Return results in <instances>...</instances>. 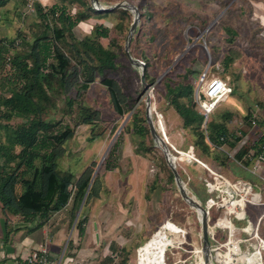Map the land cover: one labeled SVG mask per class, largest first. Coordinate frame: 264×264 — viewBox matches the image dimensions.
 Returning a JSON list of instances; mask_svg holds the SVG:
<instances>
[{
    "label": "rangeland",
    "instance_id": "rangeland-1",
    "mask_svg": "<svg viewBox=\"0 0 264 264\" xmlns=\"http://www.w3.org/2000/svg\"><path fill=\"white\" fill-rule=\"evenodd\" d=\"M22 1L10 0L0 5V39L5 38L9 41L16 39L15 48L11 49L9 55L12 58L17 53H23L25 47L21 43L22 39L17 38L19 34L29 36L30 41H33L31 31H42L41 20L37 17L36 11L33 7H23ZM84 1L86 5L72 4V0H67L64 5L69 11H75L76 7L77 13L79 9L88 7L101 11L95 6L108 8L122 2L139 8L141 19L130 45V53L145 63V76L146 64L151 61L148 67L151 78L146 79L149 87L145 89L141 80V65H133L125 50L135 18V13L131 9L115 8L111 12L104 11L109 12L105 15L93 14L79 23L73 34L67 35L71 41L89 34L93 24L108 26L111 29V36L102 37L100 40L105 47H113L119 55L118 69L110 72L108 77H115L130 101H135L131 110L123 115L118 114L112 105L107 87L100 82L102 77H98L85 92L82 100L84 104L100 110V121L75 126L78 103L69 108L62 96L56 101V106H52L45 115L46 120L69 123L75 129L74 136L65 144L68 153L61 159V170H70L79 176L86 167L93 164V175L104 177V188L99 196L83 205L81 210L79 207L76 212L70 208L68 212L65 211L69 221L68 232L74 228L79 233L76 225L81 216H87V223L94 217L92 213H95L96 222L101 224L107 222L106 225H109L111 230L107 229L109 239L117 238L123 245L126 244L124 246L127 252H123L118 243H111L109 248L107 243L100 244L98 250L88 246L82 254L86 264H99L113 251L117 253L115 257L117 262L126 258L127 264H137V248L140 244L136 242L133 230L127 229L126 226L130 224L129 228H135L141 222L145 226L147 222H155L150 237L147 238L149 236L147 234L141 240L147 242L165 222L171 221L187 228L188 235L187 243L180 245L175 242L170 247L167 252L168 264L174 262L201 264L200 254L193 250L202 248V211L198 208L196 210L182 196L175 175L172 176L173 171L163 147H160L150 132L147 98L150 99L151 115L157 129V117L163 114L166 134L177 148L191 151L211 167L229 176H232V170L239 178L254 179L253 175L239 165L235 154L242 143L244 144L248 137H252L250 133L258 128H264V0H98L95 6L93 0ZM40 2L46 7L60 4V0ZM115 39L116 44L113 43ZM226 56L229 58V66L224 63ZM210 69L211 74L219 75L228 81L234 87V92L208 120L204 119L201 130L207 133L205 128L208 122L217 119L219 122L226 121L232 133L239 136L243 133V138L235 146H231L230 143L223 144V150H217L209 145L207 153L211 156L209 159L202 147L196 145L197 132L193 128L184 127L183 117L178 113L175 101L166 95V88L162 87V82L164 83L169 75L179 80L189 71H192V74L188 80L195 82L204 71ZM10 70V64L2 67L0 63V81L7 78ZM10 94L9 85L4 80L0 83V96ZM6 108L5 106L0 110V124L7 123L17 127L24 121L19 117L9 119ZM136 110L139 112L138 119L149 129L145 136L135 132L133 114ZM227 112L232 113L229 119L224 117ZM253 114L259 119L253 125L254 129H251L250 118ZM246 130L247 133L244 134ZM1 134L4 138L5 132L1 131ZM233 138L231 136L230 140ZM206 140L209 141L208 138ZM116 143L119 145L114 154L117 159L116 168L107 170L105 165L111 158V150ZM124 156L128 159H124ZM138 159L144 162L143 173H139L138 180L133 181L136 183L132 185L130 166L137 165ZM181 159L183 158H178L179 161L173 160L183 182L187 184L189 194L205 206L208 194L201 178L206 175V171L196 162L190 163ZM242 162L246 164L243 160ZM260 168L259 173L262 172ZM250 213L256 214L254 211ZM220 214L212 212L209 222L213 224ZM239 222L238 226L245 225L244 221ZM218 224L230 226L225 219L220 220ZM263 224L261 232L264 235ZM166 229H169L168 225L160 229V232ZM236 235L246 237L242 231H238ZM70 238L71 236L65 242L66 245L69 244ZM64 245L58 247L61 253L62 251L66 253V249L62 250ZM49 246L57 249L52 243ZM78 247H81V244L75 243L69 250L75 254L74 251ZM104 252H107L106 257ZM182 260L186 262L183 263Z\"/></svg>",
    "mask_w": 264,
    "mask_h": 264
},
{
    "label": "trees",
    "instance_id": "trees-1",
    "mask_svg": "<svg viewBox=\"0 0 264 264\" xmlns=\"http://www.w3.org/2000/svg\"><path fill=\"white\" fill-rule=\"evenodd\" d=\"M8 1L10 0H0V5ZM29 1L23 0V7L29 8ZM40 1L33 0V7L41 20L42 31H31L33 41L23 34L17 36L25 46L23 53L9 57L11 49L15 48L16 39H0L1 66L5 67L8 63L11 67L7 78L4 79L11 94L0 96V110L6 106L9 119H24L17 127L7 123L0 124V200L5 207L25 218L41 215L44 224L47 221L44 219L68 205L70 210L76 212L84 197L86 205L91 199L99 196L104 188V177L93 175V164L86 167L79 176L70 170H61V159L68 153L65 144L74 136L75 129L69 123L46 120L48 110L52 106L55 107L56 101L62 96L69 108L78 103L75 126L100 121V110L84 104L82 100L85 92L98 77H102L100 82L107 87L112 105L118 114L123 115L131 110L135 101H130L115 77H108L110 72L118 69L119 56L113 47H105L100 40L102 37L111 36L108 26L93 24L90 33L83 38L76 37L69 41L67 37L68 34H73L79 23L93 14L105 15L111 11L101 12L88 7L79 9L77 13L76 7L75 11L67 9L64 5L67 0H60V4L51 7L42 5ZM71 3L86 5L84 0H72ZM113 43L116 44L117 40ZM228 62L229 58L226 56V66H229ZM149 63L151 64V61L146 64L148 80L151 78ZM191 74L192 71H189L182 75L183 80L180 75L179 80L169 75L164 83L162 82V87L166 88L168 98L175 101L177 111L183 117L184 127L193 128L197 132L196 145H200L205 156L210 159V154H207L209 145L217 150H223L222 146L226 143L235 146L243 138V133L240 136L232 133L226 121L219 122L217 119L208 122L205 128L207 133L201 130L204 117L193 98L194 80H188ZM134 113L135 132L145 136L149 129L138 119L139 112L136 110ZM224 117L229 119L232 113L227 112ZM258 119L254 114L251 116V129H254L253 121L258 122ZM1 131L5 132L4 138ZM250 134L252 137H248L235 154L237 160L246 162L245 165H250L251 160L245 159L249 153L260 157L264 162V128H258ZM231 136L234 137L233 140H230ZM118 147L116 143L111 150V158L105 165L107 170L116 168L117 159L114 154ZM86 221L87 216L82 215L76 225L81 237L85 235ZM72 244L73 240H70L66 256H73L69 250ZM122 251L127 252V249L123 247ZM115 253L113 251L99 264H127L126 258L117 262Z\"/></svg>",
    "mask_w": 264,
    "mask_h": 264
},
{
    "label": "built area",
    "instance_id": "built-area-1",
    "mask_svg": "<svg viewBox=\"0 0 264 264\" xmlns=\"http://www.w3.org/2000/svg\"><path fill=\"white\" fill-rule=\"evenodd\" d=\"M95 5L96 4H94V6ZM28 6L29 8L33 7V0L29 1ZM95 8L97 9V6H95ZM138 60L145 65L141 59ZM194 86V99L205 121L215 113L233 92L232 85L219 75L211 74V69L204 71L195 80ZM158 116L162 118L163 114H159ZM255 124L256 121H253V125ZM162 133L171 149L175 152V154L172 152V155L174 154L177 157L183 156V159L190 163L196 162L206 171V175L201 178L205 191L208 194L204 207L207 210L209 218L214 211L221 213L213 224L210 223L208 230L209 264H264V235L261 232V225L264 223V186L251 180L239 178L234 174L229 176L221 170L211 167L207 162L191 151L177 148L169 141L170 139L165 132ZM245 159L251 160L252 164L250 167L245 165L242 161H238V163L251 174L264 180V177L258 172L263 160L260 157H254L253 153L247 154ZM151 170L155 171L154 169ZM185 186L187 188L186 183ZM251 207H261L262 212L258 216H254L249 211ZM222 219H225V221L230 224H234V228L237 230L232 233L230 226L219 225L218 222ZM239 221H244L245 225L242 227L238 226L240 224ZM167 224L168 222H165L160 229L165 228ZM173 224L178 226V234L174 235V233H168V244H170V246H168L167 250L161 253L160 256H158L159 253L157 252L150 264H168L167 252L170 247H172L175 242L180 245L187 243V228L175 222H173ZM238 231L244 232L246 237L237 236L236 234ZM144 244L137 248V264H140L138 259L140 258V251L145 246ZM183 250L186 251L185 248H183ZM50 252L49 246L45 243H41L25 257L23 264L74 263L73 258L65 255V251L55 259L52 258ZM193 252L200 254L199 258L201 259V264H203L201 258L202 256L204 258L202 248L194 249ZM139 260H141V258ZM182 262L185 263L186 260H182ZM173 264L177 263L174 262Z\"/></svg>",
    "mask_w": 264,
    "mask_h": 264
},
{
    "label": "crops",
    "instance_id": "crops-1",
    "mask_svg": "<svg viewBox=\"0 0 264 264\" xmlns=\"http://www.w3.org/2000/svg\"><path fill=\"white\" fill-rule=\"evenodd\" d=\"M124 159L127 160V156H124ZM137 162V165L134 166L133 164L130 166L132 169L130 172V182H132V185H135L136 183H133V181L138 180L139 173H143V160L138 159ZM251 164L252 163L250 161V165L248 164L247 166H251ZM260 169L262 170L260 175L264 177V162L262 163ZM231 173L236 175V173L232 170ZM253 176L254 179H246L264 186L263 179L255 175ZM69 207L70 205L66 206L64 210L62 209L56 213H53L48 217V219H44L47 221L42 224L43 221L41 215L32 218H25L21 214H16L8 207H5L0 200V264H23L25 257H27L30 252L37 248L41 243H45L47 245H51L52 243V245L57 248L53 249L48 245L51 251L50 254L52 258L55 259L60 255L58 247H61V244H65L62 250L67 249L68 245H66L65 242L68 240L69 236H71L70 240H73L74 244H81V247L76 248V251H74L75 254L71 252L73 256L71 255L70 257L73 258V264H86L82 254H84V251L88 246L98 250L100 244L107 243V248H109L108 246H110L111 243H118L121 248H126V246H124L126 244L123 245V243L119 242L117 238H114V240L113 238L109 239L107 236V229L110 230L109 225H106L107 222H102V224L100 222H96L95 213H92L94 217H91V219L86 223L85 235L83 237H81L78 231L76 232L74 228L68 232L69 221L65 211L68 212ZM249 211L256 212V214L253 215L258 216L262 212V208L251 207ZM155 224V222H147L146 227L145 224L141 222V224L139 226H135V228H129L128 225L130 224H128L126 228L130 229L131 231L133 230L132 232L136 236V242H138V244H140L139 246H141L145 242H141L142 238L147 234H149L147 238L150 237L153 225ZM165 238L166 237L163 230L161 232L160 230L157 231L155 235L144 244L145 246L143 245L144 247L140 251L141 253L139 256L141 260H139V258L138 262L140 264H150L157 252L159 253L158 256H160ZM109 252L111 253L112 251L109 250ZM106 253L107 252H104V257L107 256Z\"/></svg>",
    "mask_w": 264,
    "mask_h": 264
},
{
    "label": "water",
    "instance_id": "water-1",
    "mask_svg": "<svg viewBox=\"0 0 264 264\" xmlns=\"http://www.w3.org/2000/svg\"><path fill=\"white\" fill-rule=\"evenodd\" d=\"M94 3L97 5L98 0H93ZM115 8H128L131 9L134 13H135V18L133 20L130 32H129V37L127 40V44L125 47L127 56L129 58V60L131 61V63L135 66H142V72H141V80L143 85L145 86V89L149 87V84L146 81V76H145V65L142 64L137 58L133 57L132 54L130 53V45L132 43L134 34L136 32V29L140 23V19H141V13L139 11V8L135 5L129 4L127 2H122V3H117L114 6L108 7V8H99L97 7V9L101 10V11H111L114 10ZM147 119L149 122V126H150V131L151 134L153 136V138L156 140V142H158L160 144V147H163V150L165 152L166 155V159L168 161V164L170 165L174 175H175V179L176 182L179 186V189L181 191L182 196L186 199V201L191 204L196 210L201 209L202 210V219H201V224H202V230H203V242H202V251H203V255H204V264H208L209 263V226H210V218L208 217V213L206 208L204 207V205L202 203H200L199 201H197L193 196H191L185 186V183L183 182L178 170H177V166L172 158V150L170 149L169 145L165 142L164 137L160 134V132L158 131L156 124L154 122L153 116L151 115V103H150V99L149 97L147 98ZM85 198L82 201V204L80 206V210L82 209L84 202H85ZM79 210V212H80ZM74 227V226H73Z\"/></svg>",
    "mask_w": 264,
    "mask_h": 264
},
{
    "label": "bare ground",
    "instance_id": "bare-ground-1",
    "mask_svg": "<svg viewBox=\"0 0 264 264\" xmlns=\"http://www.w3.org/2000/svg\"><path fill=\"white\" fill-rule=\"evenodd\" d=\"M157 120H158V129H159V132L161 133V135L163 136V133L162 132H165V134H166V125L164 124V122H163V118H161L160 116L159 117H157ZM167 135V134H166ZM164 140H165V142L167 143V141H166V139L164 138ZM172 158L173 159H177L178 160V158H183V156H181V157H177L176 155H172ZM202 211V210H201ZM202 219V218H201ZM168 226H169V229H166V230H163V231H165L164 232V235H165V239H164V243H163V247H162V252L161 253H163V252H165L166 250H167V247L168 246H170V244H168V237H169V235H168V233H174V235H177L178 234V232L177 231H179V228H178V226L177 225H175V224H173V222H168V224H167ZM167 225H165V226H167ZM234 224H230V229H231V231H232V233H234L237 229L236 228H234ZM170 230H172V231H170ZM161 253H160V255H161ZM203 257V256H202ZM201 257V258H202ZM245 258V257H244ZM202 261H203V263H204V258H202ZM212 263V262H211ZM209 264V263H208ZM213 264V263H212Z\"/></svg>",
    "mask_w": 264,
    "mask_h": 264
}]
</instances>
